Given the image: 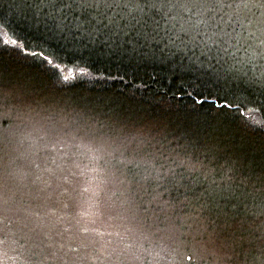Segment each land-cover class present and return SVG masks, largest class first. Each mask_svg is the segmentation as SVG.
I'll return each mask as SVG.
<instances>
[{"label":"trees","instance_id":"1","mask_svg":"<svg viewBox=\"0 0 264 264\" xmlns=\"http://www.w3.org/2000/svg\"><path fill=\"white\" fill-rule=\"evenodd\" d=\"M38 3L0 0V35L6 33L5 38L20 45L0 41V148L8 153L3 163L12 173L7 178L10 189L17 199L24 194L20 203L29 213L30 227L32 212L46 210L50 212V232L37 235L25 229L10 233L7 245L0 246V263L101 264L90 258L97 248L111 251L133 245L131 232L116 225L129 216L132 229L150 234L149 241L140 234L134 246L140 259L129 264H154L155 255L159 257L156 264H248L249 241L259 244L257 238L264 234L260 218L253 215L258 210L252 202L248 208L233 207L236 201L220 196L197 200L196 195L213 180L221 188L231 184L237 193L253 185L259 187L258 178L264 170V87L246 83L244 78L234 79L219 65L215 70L202 66L194 57L188 58L191 53L172 55L168 50L160 52L155 45L153 51L133 50L128 44L120 46L119 40L92 43L66 39L51 22H44L47 9L41 10ZM32 52L43 55L32 56ZM65 66L74 69L75 79L63 81ZM54 129H65L75 137L71 143L79 145L78 151L84 154L75 157L82 166L97 154L89 149L102 148L112 164L115 160L108 153L119 156L127 145L131 147L125 155L131 152L133 145L122 139L121 130L131 133L134 141L143 134L148 149L138 158L159 157L164 152L195 164L199 171L185 183L194 184L196 191L180 189L173 191L171 198L165 193L164 199H171L169 204L163 199L153 201L152 196L162 188L153 184L141 197L144 182L121 184L124 177L111 165L107 176L91 171L81 176L76 170V176L65 171L50 177L21 153L41 143L40 138L45 142L51 139ZM56 151L62 154L69 149L59 144ZM70 151L77 152V148ZM37 162L44 167L42 160ZM79 176L87 181L84 189L92 179L104 181L105 193L100 195L105 196L103 200L111 198L109 208L112 202L115 206L107 228L93 225L82 227L83 233L78 231L74 195L66 197L70 189H65L70 178ZM51 200L56 203L53 207L49 206ZM142 221L152 225L148 228L151 233ZM84 223L90 224V218ZM82 236L89 242L81 240ZM12 247L16 256H5Z\"/></svg>","mask_w":264,"mask_h":264},{"label":"snow or ice","instance_id":"2","mask_svg":"<svg viewBox=\"0 0 264 264\" xmlns=\"http://www.w3.org/2000/svg\"><path fill=\"white\" fill-rule=\"evenodd\" d=\"M37 7L47 9L44 12V22H51L66 39L87 40L92 43H115L119 40L120 46L128 44L133 50L147 48L153 51L155 45L160 52L168 50L172 55L176 52H182L186 56L191 53L188 58L192 60L194 57V62H199L202 66L215 70L219 65L234 79L244 78L246 83H257L264 87V0H39ZM2 28L3 25H0V29ZM5 36L6 33L0 35V41L4 45L20 47L17 40ZM31 55L43 53L32 52ZM201 57L204 59L201 60ZM55 67L59 68V65ZM65 71L67 74L62 76L63 81L75 79L74 69L65 66ZM75 71L84 74L82 69ZM220 106L229 107L217 105ZM3 131L7 132V129ZM40 139L41 143L30 145L29 150L21 155L50 177L65 171L76 176V170L81 176L87 171L107 176L111 165V168L124 177L121 184L125 181L140 184L142 180L144 183L141 188L145 193L153 184L162 188L163 191L152 196L153 201L163 199L164 204H169L171 199H164L165 193L171 198V193L179 192L180 189L192 193L196 191L194 184L185 181L199 169L191 162L178 161L171 154L160 152L159 157L149 154L150 159L145 160L138 158L140 152L137 149L127 155L125 149L119 156L107 154L115 160V164H112L105 157L102 148H95L89 151L97 154L82 166L81 161L75 157L84 154L78 151L79 145L71 143L75 137L70 132L54 129L51 139L46 142L43 138ZM59 144H64L69 151L57 153ZM73 147L77 148V152L70 151ZM0 152L4 153L0 155V246H5L10 233L23 232L25 229L33 231L34 228L30 227L27 209H22L20 203L24 194L17 199L16 193L8 185L7 178L12 173L7 171V166L3 163L8 153L4 148H0ZM39 160H42L43 168L37 162ZM201 167L206 166L201 164ZM21 175L26 176L27 173ZM137 177L140 179L137 180ZM36 179L40 180L41 177L37 176ZM227 180H232V177H227ZM258 183L259 187L253 185L252 188L237 193L231 184L226 183L221 188L213 180L207 187L201 188L196 199L220 196L236 201L233 207L243 205L245 208H248V202L251 201L258 210L253 215L260 218V227L264 230V170ZM84 191L88 189L85 188ZM91 199L92 216L100 217L109 211L102 203L99 191L94 192ZM63 207L68 209L69 204L63 203ZM144 211L147 212L148 209L145 208ZM141 237L144 241H149L150 234L143 231ZM257 239L259 244L249 241L251 260L248 264H264V234ZM138 246L143 248V244ZM95 252L96 255L90 258L99 260L101 264H129L130 261L140 259L132 244L125 245L124 248H113L111 251L101 246ZM52 255L55 256V252Z\"/></svg>","mask_w":264,"mask_h":264},{"label":"rangeland","instance_id":"3","mask_svg":"<svg viewBox=\"0 0 264 264\" xmlns=\"http://www.w3.org/2000/svg\"><path fill=\"white\" fill-rule=\"evenodd\" d=\"M86 179L84 177H76V178H70L68 180L67 183V187L66 189H70V191L66 194V197H72L74 195V200H73V206L74 208V220L76 221V224L78 226V231L80 233L82 232V227H87V226H97V227H101L102 229L107 228V225L109 222H112L113 220H109L108 221V217L111 213H114V203L112 202L111 207L109 208V204L112 201L111 198H107L106 200L102 195H100L101 201L104 204L106 202V208L108 207L109 211L106 212L103 216L100 217H94L91 215L92 213V199L91 197L93 196L94 192L99 191L101 194L105 193V186L104 181L101 178H95L92 179L91 181H89L90 186L88 187V191L87 193L84 192V187L86 184ZM97 185H99V188H97ZM100 189H102V191H100ZM62 192V191H61ZM59 192V193H61ZM64 192V191H63ZM58 193V194H59ZM110 193V192H109ZM109 193L107 195H109ZM89 217L91 223L90 224H86L84 223L85 218ZM101 217H103V221H101ZM133 219L134 216H133ZM49 220H50V212L43 210L39 213H37L36 211L32 212V228H34V230L32 231L33 233L36 232L37 235H41L43 234H47L49 233V229H50V224H49ZM124 220H126V225L124 224ZM123 222V223H122ZM122 222H116V225L118 227H123V228H127L130 232H131V240L133 242V245L136 246L140 240V234L138 232V229H132L130 222H129V216H124ZM89 227V228H90ZM66 228L63 227L62 231H64ZM115 224L111 225V233L114 236L115 235ZM91 237H93V235L91 234ZM95 239V238H94ZM118 239V238H117ZM81 240L85 241L86 243L89 242V240L87 239L86 236H82ZM97 243L99 244L101 242V239L97 240ZM124 248V246H122ZM5 256H10V257H14L16 256V251L14 249V247H12V250L7 253V255ZM33 260V256L31 257V259L29 260V262H31ZM68 263V262H67ZM0 264H16L15 262L11 261L10 263H4L1 262Z\"/></svg>","mask_w":264,"mask_h":264},{"label":"bare ground","instance_id":"4","mask_svg":"<svg viewBox=\"0 0 264 264\" xmlns=\"http://www.w3.org/2000/svg\"><path fill=\"white\" fill-rule=\"evenodd\" d=\"M122 131V132H121ZM120 132L122 133V139L125 141V142H130L132 145H133V149H137V151H139L140 152V154H142L144 151H146L147 149H148V147H147V142L145 141L147 138L142 134V135H140L139 136V138L136 140V141H134L133 139H132V135H131V133H127V131L126 130H121ZM115 137H117V135H115ZM139 146V147H138ZM130 147L131 146H126L125 147V149H130ZM148 156V155H147ZM145 160H148V159H150V156H148V157H145L144 158ZM140 183H141V181H140ZM142 191H143V189L141 188V191H140V194H141V197H142ZM56 205V203L54 202V201H50V203H49V206H51V207H53V206H55ZM141 224L143 225V227H146L147 228V230H148V228H150L152 225L151 224H148V223H146V224H143V221L141 222ZM156 228L158 229V230H160L161 231V229H162V227L161 226H156ZM142 229L140 228V229H138V232H139V234H141V231ZM149 231V230H148ZM150 232V231H149ZM151 233V232H150ZM153 234V233H152ZM130 235H131V233H130ZM153 235H155V234H153ZM214 251V250H213ZM158 259H159V257L157 256V255H155L154 256V259H153V262H154V264H156L157 262H158Z\"/></svg>","mask_w":264,"mask_h":264}]
</instances>
